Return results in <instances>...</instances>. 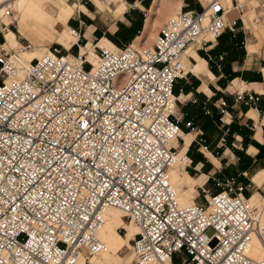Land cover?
I'll use <instances>...</instances> for the list:
<instances>
[{
  "label": "built area",
  "instance_id": "built-area-1",
  "mask_svg": "<svg viewBox=\"0 0 264 264\" xmlns=\"http://www.w3.org/2000/svg\"><path fill=\"white\" fill-rule=\"evenodd\" d=\"M245 1L233 7L210 0L201 13L169 17L151 48L92 43L95 62L81 54L82 35L73 28V60L60 44L28 59L31 42H0V264H77L98 256L110 208L138 229L136 264H173L176 255L186 258L182 264H264V197L253 204L248 186L232 179L218 193L203 189L202 204L180 206L171 180L177 164L193 163L188 153L178 157L183 128L175 88L188 74L187 51L235 33L238 22L227 16L242 12ZM234 96L247 108L261 101L252 91ZM215 108L225 142L233 116L224 98ZM186 126L194 130L192 122ZM196 142L207 150L203 138ZM255 241L263 247L258 258Z\"/></svg>",
  "mask_w": 264,
  "mask_h": 264
},
{
  "label": "crops",
  "instance_id": "crops-1",
  "mask_svg": "<svg viewBox=\"0 0 264 264\" xmlns=\"http://www.w3.org/2000/svg\"><path fill=\"white\" fill-rule=\"evenodd\" d=\"M225 1L233 7L237 1L241 2V0ZM50 2H54V0H25L24 7L19 9L18 0H16L6 17L0 15L4 20L2 23L9 25L8 16L11 12L17 15L28 14L27 21L31 20L33 24L30 26L27 21L19 19V33L35 36L39 46L36 48L39 57L44 55L48 48L38 41L37 35L44 34V32L52 35L55 32L58 34L55 43L64 46L65 51L68 50L73 58L74 55L70 53L73 42L71 39L67 40L66 37L70 28L76 29L80 31L82 39L85 42L88 41L87 46L90 48L88 60L94 62L97 54L93 51L91 40L96 36H103L98 47L104 49L111 45L115 50L116 48L120 49L132 42H142L145 37L150 35L155 20L145 19L146 13L160 11L162 4L165 5L163 15L167 16L179 12L201 13L210 1L207 3L203 0H75L74 3L68 4L65 0H59L60 3H57L58 12L54 18L46 10L47 4ZM135 3L137 7L133 8ZM155 5L157 8H154ZM252 14L255 18H259L261 24H264V0H246L242 12L233 10L229 13L228 23L238 22L235 33L229 29L226 30V33L214 44H209L208 48H203L198 43L192 45L184 59L188 72L187 77L176 86L175 90L178 93L182 90L179 99L185 97V102H187L183 108L184 113L178 117L184 118V123L197 124L200 135L207 127L216 131V127L212 124V115H206L204 109L210 108L212 114L219 115V111L215 108V102L224 98L228 102L229 111L233 116V134L241 141L245 138L248 143V151L255 155H258L260 150L252 145L253 141L262 146L259 159L264 160V58L258 57V44L248 43L250 37L257 38L258 24L254 22V19H251ZM251 23L253 25L250 26ZM0 30H3L0 42H6L8 47L16 48L25 43H19L13 31L8 30L4 33L5 29L1 28ZM8 33L14 35L13 43L7 40ZM140 34L142 36H139ZM147 43L148 41L143 45ZM245 51H247L246 54ZM220 57H223L224 60L220 61ZM218 65L222 66L221 70ZM237 82L240 88L234 89L233 86ZM242 86L246 87V91L261 95V101L257 106L247 108L235 105L234 93L243 91ZM232 88L233 91L230 90ZM213 96L216 97L211 99ZM212 131L208 133H212ZM180 137L184 143L178 146V149H182L184 154L188 153L192 142L195 141L194 135L187 134L183 130ZM212 158L214 157L212 156ZM252 182L259 188L263 187L264 170L258 171L253 176ZM259 197L260 195L256 193L252 196V201L259 200ZM196 199L197 196L193 198L192 203H196ZM83 260L86 264L87 260L85 258Z\"/></svg>",
  "mask_w": 264,
  "mask_h": 264
},
{
  "label": "rangeland",
  "instance_id": "rangeland-1",
  "mask_svg": "<svg viewBox=\"0 0 264 264\" xmlns=\"http://www.w3.org/2000/svg\"><path fill=\"white\" fill-rule=\"evenodd\" d=\"M66 3L71 4L74 3L75 0H65ZM204 2H209L210 0H203ZM243 1V0H241ZM4 0H0V6H2V3ZM57 3H60L59 0H54V2H50L47 4V11L49 14L54 18V16L58 12V6ZM256 5V3H253ZM25 5V0H20L18 1V6L19 9H22ZM154 8H157L155 5ZM161 10L160 11H150L147 14V17L145 19L151 18L154 19V23L152 26V29L150 31V35L144 38L142 42H138L137 44L141 47L144 48H151L153 46L154 40L156 36L159 33L160 28L163 26V24L166 22V20L169 17L175 16L178 13H173L164 16V8L165 5L160 6ZM1 9V7H0ZM12 8H10L8 11H1L0 15L6 17L8 15V12L11 11ZM9 25H4L2 23L3 18L0 17V29H5L4 33L8 30L13 31L17 38L19 43H23L26 41H29L33 44L34 52L29 55L30 59H35L38 58L40 55L38 54L36 48H39L35 36L33 35H22L19 33L18 29V20L22 19L24 22H26L29 19L28 14L21 13L20 15H17L14 12H11L9 14ZM251 19H254L255 16L254 14L251 15ZM28 24L31 26L33 22L31 20L27 21ZM250 26L253 25L252 23L249 24ZM264 24H259L257 25V31L256 35L257 38L254 39L250 37L248 43H256L258 44L259 48V54L258 57L264 58ZM226 33V32H225ZM8 35L7 34V40H8ZM0 36L3 37V30H0ZM38 41L43 43L46 48H49L50 46L54 45L57 46V43H55L58 39V34L53 32L52 35L44 32V34H38ZM139 36H142L141 34ZM103 37V36H102ZM102 37L96 36V38L92 39V43L96 44L99 43V41L102 39ZM83 41L79 44L80 47L84 46L85 42L84 39ZM148 43L146 45H143V43ZM65 51V49H63ZM110 50H115L111 48ZM79 52V47L78 45H74L73 48L71 49L70 53L74 56H76ZM247 51H245V54ZM253 55V54H252ZM251 55V56H252ZM186 79V78H185ZM183 80H180L177 82L176 86L181 84ZM231 84V83H230ZM232 85V84H231ZM233 86V85H232ZM234 89L240 88L239 84H235ZM242 90H246V87L242 86ZM233 91V88L230 89ZM176 97L178 98V109L177 113L178 115H182L184 113V105L187 103L185 102L186 98L182 97L179 99L181 93L176 92ZM216 96H213L211 99L215 98ZM183 102V103H182ZM212 119V124L216 127V131H212V128H206L203 133L199 132V126L197 124H194L193 122V129L191 130L186 126L187 123H184V118L181 119V126L185 125L183 130L187 134H193L194 135V140L192 142V145L189 149L188 156L193 160V163L190 168L185 169L181 168L182 172L187 174L188 177H190L194 182V190L195 193L193 194V197L196 198V203L197 204H202L205 199H204V193L203 189L207 191H211L213 193H218L223 190V184H226L228 180L235 179L237 183H244L245 185L248 186V189L245 192V196L247 197H252L256 193L260 195L259 197V203H261V198L264 197V186L259 188L254 183L252 182V178L256 173L260 170H264V160H260L259 156L260 155H255V153H251L248 151V143L246 139L243 141L239 140L236 138V136L232 133H230L229 136L225 138V142H221V138L223 136L222 128L220 126V123L218 121V115L212 114L211 116ZM212 127V125H211ZM211 129V130H209ZM209 131H212V133H208ZM216 134V135H215ZM215 135V136H214ZM213 136V138H212ZM200 138H203L205 140V147H207V150L201 149V146L197 144L196 141H198ZM242 142V143H241ZM255 142V141H253ZM184 143V140L181 138L178 142V146L182 145ZM178 153L183 155L184 153L182 152V149H178ZM211 154L212 156H210ZM217 159V160H216ZM199 161V162H197ZM180 189L182 190L180 194V198L186 197V192H187V185L186 183H181ZM252 199V198H251ZM190 204L192 203V200L189 201ZM121 216L122 220V225L116 228V233L124 238L127 237L128 235V226L130 225V222L127 221L126 219L123 218L122 214L120 212H117ZM212 233H210L211 235ZM133 240L134 238L129 242V246L127 245L124 249V252L121 253L120 257L117 258V260H120V264H136L135 262V257H134V252H133ZM104 253V252H103ZM103 253L98 256V257H90L87 261L86 264H89L90 261H94V264H99V260L103 257ZM185 257L183 255H176L173 264H182L185 261Z\"/></svg>",
  "mask_w": 264,
  "mask_h": 264
},
{
  "label": "bare ground",
  "instance_id": "bare-ground-1",
  "mask_svg": "<svg viewBox=\"0 0 264 264\" xmlns=\"http://www.w3.org/2000/svg\"><path fill=\"white\" fill-rule=\"evenodd\" d=\"M14 1H16V0H4V3L2 4V6H0L1 7V11H4V10L8 11L10 8H12L13 4H14ZM18 1H20V0H18ZM67 35H68L66 37L67 40L71 39L73 44L76 43V38L71 35L70 29L68 30ZM8 41L11 42V43L14 42V35L12 33H9ZM81 48H82L81 54L82 55H86L88 57L89 54H90V48H88V46L87 47L82 46ZM111 48H113V47L111 45H109V47L104 48V49L105 50H110ZM188 51H189V49H188ZM33 52L34 51L28 53L26 55V57L28 59H30L29 55L32 54ZM251 53H252V50H251ZM73 59H74V57L72 58V60ZM183 156H184V154L183 155H181V154L178 155L179 158H182ZM180 164H177L171 170L172 184L175 186V188L177 189L178 193H180L182 191L180 189L181 183H186V185H187L186 197L180 198V194H179V204H180V206L193 205L195 203L190 204L189 201L193 200V198H194L193 194L195 193V190H194L195 182L190 177H188L187 174L182 172L181 168H184V164L183 165H180ZM251 202L253 204L258 205V206L260 205L259 200L252 201V199H251ZM117 212H120L122 214L123 218H124L125 214L119 209L110 208V209H107L105 211V213H104L105 222H104V224H103V226L101 228L100 237H101L103 243L105 244L106 248H105L104 251H102L98 255V256H100L104 252L103 255H102L103 257L99 260V264H120V260H117V258H119L121 253L124 252L125 247L127 245L129 246V242L128 241L130 239H133L138 233L137 227L133 223H130V225L127 227L128 228L127 237L124 238V237L118 235L116 233V228L121 226L123 223H122V220H121V216ZM261 223L264 226V215H263V217L261 219ZM254 246L255 247H254V251L252 252V256L255 257V258H258V257H260L263 254V247L258 241L254 242ZM98 256H95V257H98ZM83 258H81V260L77 264H80L81 261H82L81 264H84ZM94 263L95 262L93 260L90 261V264H94Z\"/></svg>",
  "mask_w": 264,
  "mask_h": 264
},
{
  "label": "trees",
  "instance_id": "trees-1",
  "mask_svg": "<svg viewBox=\"0 0 264 264\" xmlns=\"http://www.w3.org/2000/svg\"><path fill=\"white\" fill-rule=\"evenodd\" d=\"M175 94H176V90H175ZM218 119H219V115H218ZM233 125V124H232ZM232 125H231V132H232ZM245 140V139H244ZM252 145H254L255 147H257L260 150V154H261V148L262 146H260L258 143L254 142ZM259 154V155H260ZM199 162V161H197Z\"/></svg>",
  "mask_w": 264,
  "mask_h": 264
}]
</instances>
